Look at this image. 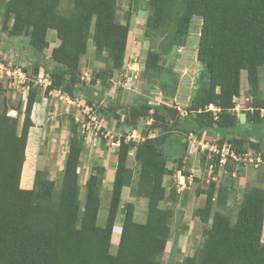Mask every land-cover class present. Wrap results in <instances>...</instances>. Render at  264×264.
<instances>
[{
	"label": "trees",
	"instance_id": "16d2710c",
	"mask_svg": "<svg viewBox=\"0 0 264 264\" xmlns=\"http://www.w3.org/2000/svg\"><path fill=\"white\" fill-rule=\"evenodd\" d=\"M60 1L0 0V31L25 37L26 48L35 57L34 77L27 81L25 101L10 106L3 100L0 110V264H161L174 210L160 206V202L174 201L177 197L174 186L166 193L163 180L173 171L168 167L169 158L181 164L188 145L186 136L192 133L199 137L204 130L217 131L221 134L219 146L226 140L236 153L247 151L245 143L254 145L248 140L251 137L258 141L264 138L256 134L264 126L259 112L264 108V100L258 96L264 67V0H147L151 11L146 26L170 27L164 38L168 40L167 49L172 44L182 45L192 17L201 18L196 59L203 64V71L189 108L196 116L178 118L174 110L162 103L145 102L133 107L135 117L151 110L153 118L164 119L168 126L140 142L126 140L124 135L120 137L102 226L97 224V214L104 170L99 165L91 168L82 184L85 193L81 203L78 168L83 144L74 129L70 130L59 186L40 168L34 171L31 188L20 186L28 133L33 126L31 112L41 94L34 78L41 70L50 78V85L44 90L60 89L69 96L78 91L97 116L116 118L117 125H122L120 114L109 102L96 101L95 108L92 94L87 92L91 84L81 80L79 60L93 46L97 59L110 62L111 75L120 69L127 49L129 20L121 23L116 19L119 0H72L68 13L59 10ZM173 16L175 25H171ZM49 29L54 30L58 39V44L51 48L47 39ZM143 36H148V29L143 31ZM46 49L50 50L48 56ZM43 59L52 64L50 69L42 67ZM157 61L158 53L149 50L144 70H157ZM243 70L252 112H245L247 125L241 127L233 109L234 98L241 95ZM103 83L110 85V81ZM105 92H98L99 99ZM105 99H109L107 95L101 100ZM209 104L218 110L207 109ZM9 110L16 114H8ZM133 148L138 174L131 195L146 197V217L143 222H137L134 203H123L117 247L111 253L109 247L121 191L133 177V171L126 165ZM217 187L209 181L204 190V204L194 210L203 223L202 240L191 255L182 259V264H264L261 240L264 189L248 187L235 221L231 222L227 214L214 210L215 202L227 203L228 190L223 192L227 187ZM176 241L172 240L170 252Z\"/></svg>",
	"mask_w": 264,
	"mask_h": 264
},
{
	"label": "rangeland",
	"instance_id": "374dc122",
	"mask_svg": "<svg viewBox=\"0 0 264 264\" xmlns=\"http://www.w3.org/2000/svg\"><path fill=\"white\" fill-rule=\"evenodd\" d=\"M71 3L72 0H61L59 10L63 13H68L71 9ZM150 11L147 0L118 1L116 19L123 22L127 19L129 20L130 28L133 29L134 45L137 47V52L131 51L124 55L122 66L118 71H114L111 75L110 62L97 59L94 55L95 49L93 46H89L86 54L81 56L79 60V70L81 76H84V78L81 77V80L84 84H91L90 90H87V92L92 94L95 108L98 106L96 101H99V103L109 102L110 105L115 107L120 114L119 120L122 122V125H117L116 118H105V128L101 127V129L97 130L94 128V126L96 127V124L90 122V135L85 134L88 130L82 127V123L89 121V117L84 113L83 108L78 106L79 103L77 101H68L66 98H60L61 93H49L46 89L44 90V88H41L40 99L37 101V110L34 114L36 125L30 128V132L28 133V143L30 142V144L27 146V150L25 148L24 169L22 170L24 178L27 175L28 166L31 165L33 166V169H45L47 176L55 181L56 186H59L64 160L68 150L71 129L76 131V135L81 139L83 144V149L80 155L81 165L78 168V171H82L83 169H89L90 171L94 165H99L102 170H104L105 167H108V162L111 160V152L113 150L115 151L117 148V146H111L108 144L111 138L105 136L106 131H110V134L114 136H122L126 134L125 130L133 128L140 136L146 137L154 136L158 134L160 130H163L166 125L168 126V123L165 122L164 119L153 118L151 110L144 116L135 117L133 115V107L144 104L147 100H154L155 102L167 105L170 109L174 110L173 114L178 118L196 116V112L189 108L192 103V98L201 83L199 76L203 71V64L196 59L201 19L198 16H193L189 25L188 34L185 36L182 45L172 44L171 47L167 49L168 40L164 38L169 32L170 27L165 28L164 26H161V28L151 29L146 26V18L150 14ZM175 24L176 17L173 16L171 25ZM145 29H148L147 37L143 36V31ZM6 37L7 36L0 31V62L10 68L18 67V69L24 70V68H26L27 70H24L26 81L20 79V76L17 74L15 77H12L5 72L1 73L0 110L3 100H6L10 106H16L20 102H24L27 81L34 77L32 74V61H34L35 57L33 56L32 51L26 48V40L24 39L25 42L24 40L17 41L23 38H11L9 35L7 40ZM52 39L53 37L49 36L48 40L50 42H52ZM5 45L6 47H3ZM149 50L158 53V69L154 71H145L143 68L146 54ZM45 51L48 56L50 50L46 49ZM133 57L138 59V82L134 88L127 90L121 86V83L123 82L121 73L126 72L127 65L133 62ZM43 62L42 67L48 69L51 68L52 64L47 59H43ZM260 77V92L258 96L260 99L264 100V67L261 70ZM108 81H110L109 87L103 83H108ZM247 88L248 84L243 81L241 91L245 93ZM103 90L107 91L105 93L109 98L108 100H101L106 96L104 93V96L99 99L98 92L101 91L102 94ZM234 112L238 117L239 123L243 125L244 122L242 123L241 121L247 120L248 115L244 116L242 112L252 111H243L238 108L234 109ZM259 112L263 115L262 118H264V108L260 109ZM8 114L14 116L16 112L14 110H9ZM18 118L19 130L22 116L20 115ZM262 125H264L263 121L261 123V126ZM256 134L264 136V126L261 131H257ZM219 139L220 137H215V134H210L207 142L219 146ZM260 139L261 140L258 141L254 137H251L248 140L249 142L254 143V145L245 143L244 146L247 151L254 153L253 158L255 157V154H260L262 156V161L259 162L257 166L244 161H239V169L235 176L231 174L235 164H229V173L225 176L226 182H230L232 185L235 183L239 186L244 183L246 189L251 187L249 186L250 184L264 189V138ZM187 146L188 149L183 155L180 165H177V160L173 162L171 158L168 159V167L173 171L164 177V186L167 192H169L173 186L175 188H177V186L180 187V176L185 178L187 174L191 173V169L194 170L193 174H195L199 181L206 175V170L204 172L203 167L208 158V148H204L203 151H201L199 147L198 153L193 155L191 153L190 144L188 143ZM211 153L215 154L213 151ZM126 165L133 171L134 178H136L138 174V164L134 160V148L129 151ZM177 168L179 170H176ZM103 179H105L104 175ZM223 180L224 179H222V181ZM133 183L135 185V179ZM207 186L208 184L206 187L201 188V185L197 183L196 187H194L195 195L203 193L204 190L207 189ZM186 190L188 191V188L185 184L184 189L180 191L182 194L185 193V195H182V197L185 196L184 198H186ZM227 190L228 193H226V198H228L229 201L226 204L215 202L214 210L227 214L231 222H234L241 198L237 196V191H234V188ZM84 193L85 188L82 185L79 190L81 203H83L84 200ZM100 193L102 194V200L97 214V224L102 226L105 223L109 195L107 190L103 188V185L101 186ZM126 194L127 191L123 190V198ZM196 202L198 203L197 205L200 206L204 204L201 197L199 202ZM123 203L124 202L120 203L119 212L115 221L116 226L114 227L112 242L109 247L111 253H114L117 247V239L115 236L119 230L117 226V224H119L118 221L120 222L123 215V209L121 208ZM169 203L170 204L166 202L169 206L173 205L171 202ZM160 206L166 207L163 202H160ZM141 207L143 212V206ZM144 208L146 209V206H144ZM173 209L174 217L171 219L170 223L171 234L161 257V264H182V259L186 255H191L202 240L203 223L200 220L196 223L190 222L189 233L185 232L188 230V216L185 215L186 220H184L183 215L179 214V209L176 204H174ZM144 212L146 211L144 210ZM144 217L145 213L141 214V211L137 210L134 219L137 222H143L145 220ZM262 233L264 238V228ZM174 238L178 241H176L177 244L174 250L170 252V244Z\"/></svg>",
	"mask_w": 264,
	"mask_h": 264
},
{
	"label": "crops",
	"instance_id": "0c3cea01",
	"mask_svg": "<svg viewBox=\"0 0 264 264\" xmlns=\"http://www.w3.org/2000/svg\"><path fill=\"white\" fill-rule=\"evenodd\" d=\"M121 23H125V21H120ZM2 32V31H1ZM4 33L7 37L6 39L8 40V35L7 33L5 32H2ZM133 29H131L129 27V34H128V38H127V49L125 51V54L131 52V51H136L137 52V47L134 45V41H133ZM49 36H52L53 39H52V42H50L49 44V48L53 47V46H56L58 44V39L56 38V35H55V32L54 30L52 29H49L47 31V39L49 38ZM15 36H11V38H13ZM19 38H22L21 36H17ZM3 39V38H1ZM15 39V38H14ZM26 40V38H23L21 40H17V41H23V40ZM24 40V42H25ZM6 44V42H5ZM26 45V44H25ZM138 45V44H137ZM3 47H6L3 46ZM245 82L247 84V79H246V72L243 70L241 72V87H242V82ZM246 89V88H245ZM50 92H53V93H56V90H52V91H49ZM61 96L60 98H66V96L64 95V93L61 91ZM67 100V99H66ZM236 100V107L235 109H241L243 111H252L251 110V107L248 105V103L250 102L251 100V96L250 95H247V93L241 91V95L235 99ZM38 102H35V104L33 105V108H32V112H31V118H32V121H33V126L36 125V120H35V111L37 110L36 109V105H37ZM243 104V106H242ZM13 111V110H12ZM242 114L245 116V112H242ZM243 123V125L240 123L241 127L247 125V121H241ZM29 132H30V129H29ZM213 135L215 134V137H221V134L218 133L217 131H214V130H204L201 135L198 137V136H194L193 138H188V143L190 144L191 146V153L193 155L197 154L198 151H199V147L201 149V151H203L204 148H209L214 145V143H209L207 142L208 141V136L209 135ZM28 145V139H27V144H26V147ZM187 149H188V146H187ZM187 151V150H186ZM206 151V150H205ZM208 154V158L206 159V163H205V166L203 167L204 168V172L206 170V175H207V179H206V175L203 176V179H201L199 181V179L196 178L195 174H193V169H191V173L187 174V176L184 178L183 176H179L181 177L179 183H184V185L186 184V187L188 188V191L186 190L185 192L187 193L186 194V198H184L185 196L182 197V195H185L180 193V187L177 186L176 189V194H177V197L174 201H172L171 199H165L161 202L165 203V206L166 207H170L173 209V206L174 204L177 205V208L179 209V214H182L183 215V219L186 220L185 218V215L188 216V226H187V229L185 232H188L190 230V227H189V224L190 222H193V223H196L197 221H199L198 217L195 216L194 214V210L199 207L200 205H197L198 203L196 201L199 202L200 200V197L201 199H203V201L205 200V193H199L198 195H195V189L194 187H196L197 183H199L201 185V188L202 187H206V185L208 184L209 181H212L216 184V186L219 187V185H223L224 187L226 186L227 188L223 191H227V189H232L234 188L235 190L234 191H237V196L239 198L242 197V194L244 193L245 191V187L246 185H244V183H242L240 186L236 185L235 183L232 185L230 182H226L225 180V176L226 174H228V168H229V164H232V160L230 158L227 159V162L221 166H219L217 164V155H213L210 150L209 152L207 153ZM111 160L108 162V167H105L104 169V176H105V179L102 180V185H103V188L107 190L108 192V195H109V200H110V195H111V187H112V179H113V175H114V171H115V167H116V153L115 151L113 150L111 152ZM106 158V157H105ZM24 169V163H23V167H22V170ZM36 169V168H35ZM35 169H33V166H28V172H27V175L26 177L24 178L22 172H21V178H20V186L22 188H31L32 187V181H33V174H34V171ZM89 169H83L82 171H78V174H79V184L82 186V184L84 183L85 179L87 178V176L89 175ZM134 179L136 180V178H134V174H133V177L130 181V184L129 185H125L123 186L122 188V191H121V196H120V202H133L134 203V216H135V213L137 212V210L141 211V214L142 213H145V217H146V212H144V210L146 211V209L144 208V206H146V202H147V199L145 196H142V195H135V196H132L131 195V187L134 186ZM165 179V178H164ZM222 179H224L222 181ZM199 181V182H197ZM246 181V180H245ZM163 184H164V180H163ZM165 185V184H164ZM249 186H253V185H249ZM217 187V188H218ZM231 187V188H230ZM206 189V188H204ZM123 190H126L127 191V194L126 196L123 198ZM166 193H170L167 192L166 190ZM228 193V191L226 192ZM194 194V195H193ZM102 195V194H101ZM203 197V198H202ZM226 202L229 201L228 198H225ZM102 200V199H101ZM241 200V199H240ZM109 202V201H108ZM166 202L168 204H170L169 202H171L173 205H167ZM143 206V212H142V207ZM139 206V208H138ZM174 210V209H173ZM185 211V213H184ZM118 215V214H117ZM144 217V218H145ZM121 221V219H120ZM119 224H117V226H120V223L118 221ZM119 233H120V229L118 230V233L116 234V239H117V242H118V238H119ZM189 233V232H188ZM112 235H113V232H112ZM112 235H111V242H112ZM261 240L264 242V238H263V233H262V236H261ZM178 241V240H177ZM113 244V243H112Z\"/></svg>",
	"mask_w": 264,
	"mask_h": 264
},
{
	"label": "built area",
	"instance_id": "2783aa9c",
	"mask_svg": "<svg viewBox=\"0 0 264 264\" xmlns=\"http://www.w3.org/2000/svg\"><path fill=\"white\" fill-rule=\"evenodd\" d=\"M138 59H136V57H133V62H131V64L127 65L126 68V72L121 73V76L123 77V82L121 83V86L125 89H131L134 88L138 82ZM118 71V70H117ZM5 72L7 75L15 77V75H19L20 79H23V81L25 80V72L22 69H18V67H14V68H10L7 67L6 65H4L3 63L0 62V77H1V73ZM82 78H84V76H81ZM34 83L37 84L39 86V88H44L47 85H50V78L48 73L46 72H39L37 74V76L34 78ZM113 88V86H112ZM56 92L60 93V89L56 90ZM64 95L66 96V99L68 101H77L79 103L78 106L83 108L84 113L89 117V121L87 122H83L82 123V127L88 131H86L85 134L90 135V122H92L93 124H96V127L94 126L95 129L99 130L101 129V127L105 128V119L103 117L97 116L91 109V107L86 103L83 95L80 92L75 91L73 93V96H69L66 93H64ZM107 95V94H106ZM108 97V96H107ZM146 103L148 105H156L158 104V102H155L154 100H147ZM212 108V107H211ZM83 129V130H84ZM92 135V133H91ZM105 136H108L111 138V140H109L108 144L111 146L117 145L118 144V140L120 138V136H114L110 134V131H106ZM126 140H133L136 142L142 141L144 139V137L140 136L133 128L126 130V134L124 135ZM194 135L193 134H189V138H193ZM210 151L214 152L215 154H218V163L219 165H223L226 162V158L227 156H230L234 161H239V160H248L249 162H254L255 164H257V162L260 160L259 157H256L255 159H253L252 153L251 152H244V153H236L234 150L230 149V144L228 142L223 143V145L221 147L212 145L210 148Z\"/></svg>",
	"mask_w": 264,
	"mask_h": 264
},
{
	"label": "clouds",
	"instance_id": "9594fccd",
	"mask_svg": "<svg viewBox=\"0 0 264 264\" xmlns=\"http://www.w3.org/2000/svg\"><path fill=\"white\" fill-rule=\"evenodd\" d=\"M199 17V16H198ZM200 18V17H199ZM201 19V18H200ZM200 25H201V21H200ZM199 29H200V27H199ZM198 35H199V33H198ZM42 71V70H41ZM40 71V72H41ZM248 84V83H247ZM56 90H58V89H56ZM61 91V90H60ZM236 97L234 98V101L236 102ZM236 105H237V103H236ZM236 105H235V107H236ZM212 107V108H211ZM235 107H234V109H235ZM207 109H211V110H213L214 112L216 111V110H218L216 107H214L212 104H209L208 106H207ZM233 109V110H234ZM262 109V108H261ZM251 110H252V108H251ZM261 115V114H260ZM261 116H263V115H261ZM129 129H131V128H129ZM128 130V129H127ZM125 132H126V130H125ZM190 134V133H189ZM189 134L187 135V142H188V138H189ZM192 134V133H191ZM125 135V134H124ZM194 136H196L195 134H193ZM121 137V136H120ZM125 137V136H124ZM146 137H148V136H146ZM145 138V137H144ZM256 139V138H255ZM119 140H120V138H119ZM119 140H118V144H119ZM257 140V139H256ZM133 141V140H132ZM134 142H136V141H134ZM140 142V141H139ZM225 142H227L226 140L223 142V143H225ZM223 143L221 144V146L223 145ZM118 144L117 145H114V146H118ZM221 146H218V147H221ZM231 149V148H230ZM210 150V149H209ZM231 150H233V149H231ZM246 152H249V151H246ZM252 153V156H254V153L253 152H251ZM213 155H217V157H219V155L218 154H213ZM256 157H259L260 158V160L257 162V164H255L254 162H249L248 160H239V161H244V162H247V163H250V164H253L254 166H257L258 165V163L259 162H261L262 161V156L260 155V154H255V157L253 158V159H255ZM183 158V157H182ZM228 158H230L231 160H232V163H234L235 164V166H234V169L231 171V174L233 175V176H235L236 175V173H237V171H238V169H239V167H238V162L239 161H234L230 156H227V158H226V162H227V159ZM225 162V163H226ZM224 163V164H225ZM217 164L219 165V163H218V158H217ZM219 166H221V165H219ZM176 170H179L178 168L176 169ZM179 185H180V191L182 190V189H184V183H179ZM243 195V194H242ZM242 198V197H241ZM116 225H114V227H115ZM118 228L119 229H121L120 228V226H118ZM113 230H114V228H113ZM113 232V231H112Z\"/></svg>",
	"mask_w": 264,
	"mask_h": 264
}]
</instances>
